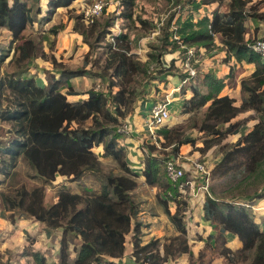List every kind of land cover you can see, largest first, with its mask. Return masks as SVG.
Returning a JSON list of instances; mask_svg holds the SVG:
<instances>
[{
    "label": "trees",
    "instance_id": "16d2710c",
    "mask_svg": "<svg viewBox=\"0 0 264 264\" xmlns=\"http://www.w3.org/2000/svg\"><path fill=\"white\" fill-rule=\"evenodd\" d=\"M74 1L46 0L43 4V0H0V28L7 29L12 37L9 48L0 47V60L13 49L12 60L17 68L0 79V121L10 123L13 134L7 141L0 140L1 217L12 223L33 219L53 241L61 230L63 240L74 244L76 257L71 260L60 254L58 264H126L123 258L128 243L132 255L142 264H166L185 253L189 254V264H216L213 260L199 263L204 258L202 250L194 259L188 242L189 201L184 195L188 189L181 187L186 178L174 182L166 172L167 162L179 158L182 148L190 146L209 163L214 177L243 176L238 183L243 192L226 198L205 195L202 218L213 226L214 233H196V238L205 245L213 242L229 264H264V227L254 212L257 201L264 199V60L253 48L257 40H264V35L258 37V29L253 32L246 26L248 19L264 22V0L183 1L187 17L181 14L174 24L175 13L167 17L161 43L151 46L146 60L133 51L127 29L112 31L119 18L123 22L137 20L147 30L153 26L135 13L137 0H120L119 14L111 15L105 7L104 20L98 17L90 25L82 13L76 18L75 31L91 50L96 43L104 42L105 60L98 71L87 69L88 61L75 69L52 55L49 59L57 71L48 72L46 84L42 85L28 75V65L35 58L48 60V56L40 41L27 31L36 17L47 22L58 8L69 7ZM213 4L219 8L211 14H201L203 7ZM63 28L64 24L53 26L50 34L56 36ZM191 48L197 52L203 48L212 56L223 51L224 62L231 63L228 73L218 76L207 71L197 81L188 69L175 72V59L166 67L167 53L179 51L186 58ZM100 62V57L92 60L95 65ZM152 63L161 66L155 75ZM246 64L255 67L247 76L243 75ZM139 75L166 84L179 76L186 83L182 92L191 91V96L184 99L183 111L195 114L206 109L201 122L195 123L201 136H189L167 123L157 127V141L142 145V168L136 170L128 159L124 145L128 133L122 127L136 111L139 87L135 83ZM80 76L96 81L83 93L84 98L72 99L81 94L73 84V79ZM238 86L240 105L236 97L223 94L225 88ZM7 94L10 102L5 105ZM256 119L248 131H242ZM237 134L240 136L236 141H228ZM216 146L221 157L212 166L208 152ZM105 160L114 167L105 169ZM22 161L28 167L26 175L19 170ZM92 177L98 179L95 184L85 181ZM73 182L79 190H74ZM49 186L58 189L57 199L51 204L46 203ZM146 186L156 190L157 206L178 232L165 236L164 242L159 237L144 239V229L150 226L144 216L154 213V205L142 208L141 195ZM228 234L239 239V248L227 245ZM26 250L24 257L28 256L31 264H50L41 250ZM0 264L11 263L0 259Z\"/></svg>",
    "mask_w": 264,
    "mask_h": 264
},
{
    "label": "rangeland",
    "instance_id": "374dc122",
    "mask_svg": "<svg viewBox=\"0 0 264 264\" xmlns=\"http://www.w3.org/2000/svg\"><path fill=\"white\" fill-rule=\"evenodd\" d=\"M96 1L98 0H92L91 2H87L85 0H76L71 6L67 7L66 9L57 10L51 20L47 22L41 20L40 16L36 17V21L33 27L29 28L27 33H29L37 41H40L43 50L47 53L48 60H45L41 57L33 59L28 65V75L34 76L40 84H46L47 73L57 71V68L54 67V64L49 59V57H51L52 55H54L59 62H62L63 65L71 68H81L85 65V62L88 61L90 64H88L87 69H96L97 71L99 70V65H102L103 61L106 58L104 47L105 43H96L97 45L95 46V48L91 50L89 45L83 41L82 36L75 31L77 16H80L82 13L85 14V11L89 7H91V5L94 4ZM174 1L176 0H137L135 13L151 21L153 23V26L147 30L142 28L137 20L136 23L123 22V20L119 18L116 20L115 26L112 28L113 33H120L123 28L127 29V31L131 35V40H133V51L137 52V55L140 58L144 60L148 59V53L151 51V46L160 45L161 43L160 37L162 36V28L164 27V23L167 17L171 13H175L173 24L181 14L183 15V18L187 17L186 14L188 12L186 8H182L183 1L185 0L179 2L178 5H175ZM104 2V7L108 8V10L110 11L109 13H111V15L116 14V12L119 14L118 7L120 4V0H104ZM217 8H219L218 4L205 6L202 8L201 14H211ZM98 19L100 21H103L104 14H101ZM248 20L246 22L247 27ZM60 24H64V28L60 30V32L56 36L50 34V29L53 26ZM262 35L260 37H262ZM11 39L12 37L8 30L5 28H0V47L3 46L9 48L11 45ZM93 39L95 38L93 37ZM108 39H111L110 36H108ZM182 47L184 49V46ZM191 49L193 50V56L191 57V59H188V51L186 54V58H184V55H181L179 51H177L176 53H167L164 56V62L165 65H167L166 67L170 65L172 59H175L177 67L174 71H181L182 73H184L190 67L196 69V75H194V77H196L197 81H200L202 74L207 71H213L214 73L220 76L227 74L231 63L224 62L225 54L223 51H218L216 55L212 56L206 54L203 48H201L199 52H197L195 48ZM13 54L14 50L12 49L8 57H6L4 60H0V79L6 77L7 74L12 73L17 69L14 61L12 60ZM99 57L101 58L100 64H93L92 60L99 59ZM187 62H189V65L187 64ZM252 66V64L246 65L247 72L245 74L251 73V71L253 70ZM160 68V65H155V63H152V75H155L157 72H160ZM171 78L172 77H170V79ZM95 81V78L89 76H80L73 79V84L76 90L83 94L85 91H87L94 85ZM136 81L139 83H135L139 87V89L137 90L138 96L136 97L134 103V105H136L135 112H138L142 116H146L145 122L151 117V105L157 100H163L169 97L171 104V117L167 124H169L170 126L174 125L180 128V130H183L185 134L189 136H201L198 133V130L195 129V125L201 122L206 107H204L201 111L195 114L185 113L183 112V110H181L180 102L178 101L179 98H177V96L182 94L183 86L186 85V83L184 81L181 82L179 76L173 77L171 79V82L167 84L166 82L164 83L160 80H147L140 75L136 77ZM146 81H148V83L143 87ZM231 94L237 96V105H240L241 95L239 94V91L231 90ZM74 98L75 97H72V99ZM4 99V104L7 105L10 102V96L7 94ZM142 109H144L145 114H141L140 111ZM256 122L257 119L250 121L242 131H248ZM126 123L130 126L131 129L130 122L126 121ZM147 129L149 131V134H143L141 138V142L143 141L140 147L141 150L142 145L144 143H153L157 141L156 129L153 128L152 130L149 125H147ZM239 136V134L235 136H230L228 138V141L234 142ZM11 137H13V134L11 133L10 123L0 121V140L7 141L11 139ZM199 144L201 145V142ZM183 152L185 151L183 150ZM137 153L140 157L141 154L139 152ZM185 153L186 154H184V156L186 157L193 155V159H202L201 153L196 149L191 148L188 152ZM208 153L210 164L213 166L221 157V154L219 152V146L213 147ZM130 154L131 157L137 155L133 150L130 151ZM132 162L135 164L134 167L136 170L141 169L139 167L138 161L132 160ZM109 163V160L104 161L105 169L107 170L114 167L112 165H109ZM207 164L209 166L208 162ZM27 169V165L24 163V161H22L19 164L20 172L26 175L25 173H27ZM210 173V182L208 185L210 189L208 193L207 191L202 192L201 190L195 196L192 193V195H190L189 190L184 193L187 200L189 201V206L187 207L186 212L188 225L190 226V230L188 232V242L190 247L194 251V259H198L199 252L202 250L204 258L201 257L198 260L199 263H204V261H206L207 263V261L213 260L216 264H229L224 259V257L220 255V249L217 248L216 250L214 248L215 244L213 242L212 244L205 245L204 241L202 242L198 240V238H196V233H203V235L205 236L214 233L213 226H211L209 223H205L204 219L201 218L200 208H202L205 195L210 193L215 194L216 196L221 198H226L235 194H239L240 192H243V187H240L238 184L243 176L239 178H234L230 174L223 177H214L211 170ZM0 179H2V177H0ZM85 181L88 183L95 184L98 179L92 177L89 178V180L85 179ZM6 184L7 182L3 184L2 187H5ZM200 184L201 183L197 181L196 187L198 188ZM73 185L74 190L80 189L75 182H73ZM144 187L145 186L143 185L142 188ZM143 190L144 193H142L141 195V197L144 199L142 203V208H147L148 206L154 205L156 203V190L147 189V186L146 189ZM57 192L58 189L56 187H47L46 203L51 204L56 201ZM259 201L260 200H258L255 204V206L258 207L254 208V212L259 218V220L262 216L261 221H263L262 226L264 227V213H259V210L264 211V204L263 206L259 207ZM158 210L159 213H162L160 209ZM2 212L3 210L0 207V259H2L3 261H10L11 264H31V260H29L28 256L27 258L24 257V253L26 249V251H28L30 247L33 248L30 244H32V241L34 239H38V242L34 246L35 249L37 247H39V249H43L45 247V236L42 234L43 227L31 219H17L15 223H12L11 221L1 217ZM6 213L8 214V212ZM167 221L168 220L161 222L166 224ZM198 222L203 225H207L208 229L206 232L203 231V225L201 226V224H199V226H197ZM159 229L160 231L152 229L151 233L146 234L144 236V239L148 240L149 235L159 234V237H162L163 239L162 242H164L165 236L169 237L178 234L175 229L169 231L165 227L162 231L161 225ZM148 231H150V227H145V232ZM163 232H166L165 235H163ZM56 237V242L51 241V239L48 238L49 242L52 243V245H47V252H50L49 256H46L48 259V263L58 264L60 254L64 255L65 257L69 256L71 260H74V258L76 257V250L74 244H68L66 238H64L63 240L61 230L56 232ZM233 241L235 242L236 239L234 240V238L228 236L227 244L232 245L234 243ZM56 259L58 261L55 262ZM123 261L126 264H142L141 262L137 261L136 258L132 255V246L129 243L127 244L126 254L123 258ZM242 263L243 262H240L239 264ZM84 264H89V261ZM166 264H189V254L185 253L181 256H176V258L170 260Z\"/></svg>",
    "mask_w": 264,
    "mask_h": 264
},
{
    "label": "crops",
    "instance_id": "0c3cea01",
    "mask_svg": "<svg viewBox=\"0 0 264 264\" xmlns=\"http://www.w3.org/2000/svg\"><path fill=\"white\" fill-rule=\"evenodd\" d=\"M44 2H43V4L45 3V1L46 0H43ZM86 1V0H85ZM213 5H215V4H213ZM45 6V5H44ZM67 7H61V8H58V10H64V9H66ZM263 10H264V8H263ZM248 27L254 32V29H258V31H257V35L258 36H261L262 34H264V22H259L258 23V21H256V20H254V19H249L248 20ZM263 36V35H262ZM246 65H248V64H246ZM245 65V66H246ZM230 67V66H229ZM253 67V70H254V65L252 66ZM253 70L251 71V73L253 72ZM229 71V70H228ZM247 72V71H246ZM245 72V73H246ZM228 73V72H227ZM243 74V75H250L251 73H248V74ZM218 75V74H217ZM218 76H220V75H218ZM224 76V75H223ZM181 80V79H180ZM231 90L232 91H239V94H240V87L238 86L237 88H230V87H227V88H225L224 89V91H223V94H229L230 96H232V97H236L237 98V96H235V95H233V94H231ZM241 95V94H240ZM86 96V94H79V95H76V96H73V97H75L74 99H81V98H84ZM191 96V91L190 90H187V93L186 94H184L183 92H182V94L181 95H179V96H177V98H179L178 99V101L180 102V108H181V110H183V107H182V105H183V102H184V99L185 98H188V97H190ZM78 97V98H77ZM80 97V98H79ZM158 101H160V100H158ZM156 102H154L152 105H151V107L155 104ZM171 106V104L169 105V107ZM143 107V106H142ZM140 111V110H139ZM141 114H145L144 112V109H142L141 111ZM184 112V111H183ZM145 119H146V116H142V115H140L138 112H135V113H133L132 115H130L127 119H126V121H129L130 122V124H131V129H130V132L128 133V137L124 140V145H126L127 146V149H128V159H129V161H130V163L132 164V166L134 167L135 166V164L132 162V160H134V161H138L139 162V167L140 168H142V150H141V143L143 142H141V138H142V136H143V134H149V131H148V129H147V125H148V120L145 122ZM171 126H174V125H171ZM130 127V126H129ZM130 148H131V150H133L137 155H135V156H132L131 157V154H130ZM191 149V147L190 146H184L183 148H182V150H181V156L184 158V159H187L188 161H190V160H192L193 158H192V156L191 157H189V158H187L186 156H184V154H186L185 152H188L189 150ZM183 150L185 151V152H183ZM137 152H139L141 155H140V157H139V155H138V153ZM135 168V167H134ZM142 180H143V178H141ZM67 183V182H66ZM204 199H205V197H204ZM261 202V203H260ZM260 203V204H259ZM259 203H258V205H259V207H261V206H263V204H264V199H262V200H260L259 201ZM203 204H204V201H203ZM258 206H254V208H257ZM202 208H203V205H202ZM202 208H200V210H201V218L203 217V214H202ZM158 209H160V207L159 206H157V204L155 203L154 204V213L152 214V216H148V215H145L144 217H145V219H146V221H147V223H149L150 224V226H148V227H150V231H148V232H145V229H144V232H145V235L146 234H149V233H151V230L152 229H155L156 231H160V225L162 226V231H163V228L165 227L166 229H168L169 231H171V230H174V227H173V225L169 222V220H168V218H167V216L166 215H164V213L162 212H160L159 213V210ZM161 210V209H160ZM143 213H145L146 214V211H143ZM259 213L260 214H263L264 213V211H261V210H259ZM255 216H256V214H255ZM162 217V218H161ZM261 218H262V216L260 217V220H259V218L256 216V220L258 221V222H260L261 224H263V221H261ZM203 219V218H202ZM24 220H27V219H24ZM31 220H33V219H31ZM165 220H168L167 221V223L166 224H164V223H162L161 221H165ZM34 221V220H33ZM36 222V221H35ZM36 223H38V224H40L39 222H36ZM206 223V222H205ZM199 224H201V223H199L198 222V225L197 226H199ZM41 225V224H40ZM166 225V226H165ZM203 224H201V226H202ZM42 226V225H41ZM209 226V225H208ZM43 227V226H42ZM207 229H208V227H207V225H203V231L204 232H206L207 231ZM43 233V235L45 236L44 237V243H45V247L43 248V249H39V247H37L36 249H35V244L38 242V239H34L33 241H32V244H30L32 247H33V250H41L43 253H45V256H49V254H50V252H47V248H48V246L47 245H52V243H50L49 242V240H48V237L46 236V234H45V232H44V230L42 231ZM166 233V232H165ZM165 233L163 232V235H165ZM167 234H171V233H167ZM201 234H203V233H201ZM160 235L158 234H154V235H149L148 236V238L150 239L151 237H159ZM205 236V235H204ZM228 236H231L232 238H234V240L236 239V241L231 245V244H227L229 247H232L233 249H237V248H239L240 246H241V242L239 241V239L236 237V236H234V235H232V234H228ZM159 238H162V237H159ZM51 241H53V240H51ZM57 241V240H56ZM56 241H54V242H56ZM203 242V241H202ZM51 248H52V246H51ZM50 248V249H51ZM56 261H58L57 259L55 260V262Z\"/></svg>",
    "mask_w": 264,
    "mask_h": 264
},
{
    "label": "built area",
    "instance_id": "2783aa9c",
    "mask_svg": "<svg viewBox=\"0 0 264 264\" xmlns=\"http://www.w3.org/2000/svg\"><path fill=\"white\" fill-rule=\"evenodd\" d=\"M105 2L104 0H98L94 4L91 5L85 11V20L88 24L94 22L96 18H98L103 10H104ZM253 48L262 54V59L264 60V40L259 39L253 44ZM189 56L188 59H191L193 56V50H188ZM189 65V62H187ZM189 73L194 76L196 75V69L189 68ZM98 87V86H97ZM170 99L167 97L166 99L160 100L156 102L151 108V117L148 121L149 127L153 130L159 126L166 124L171 117L170 110ZM122 131L129 133L130 127L128 124H124L122 127ZM166 172L170 180L174 182L180 181L182 178H186L184 183L181 184L182 188H186L192 193L194 196L199 193L201 190L209 191V182H210V169L208 164L202 159H192L190 161L185 160L181 155L179 158L170 159L166 165ZM200 180L201 184L196 187V181Z\"/></svg>",
    "mask_w": 264,
    "mask_h": 264
}]
</instances>
